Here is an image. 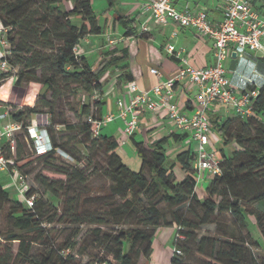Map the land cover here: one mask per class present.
I'll list each match as a JSON object with an SVG mask.
<instances>
[{"label": "trees", "instance_id": "1", "mask_svg": "<svg viewBox=\"0 0 264 264\" xmlns=\"http://www.w3.org/2000/svg\"><path fill=\"white\" fill-rule=\"evenodd\" d=\"M70 2L73 8H68ZM108 2L110 6L113 5L111 0ZM0 20L12 28L9 36L12 54L7 60L12 68L17 69L15 86L24 88L36 83L45 87L44 92L37 96L33 107H13L9 112L10 118L23 123L21 135L24 145L28 147L31 156H34L31 152L32 142L26 140L27 127L31 124L32 117L48 116L47 131L52 150L37 158L44 160L46 166L67 178V181L58 182L44 174L36 177V182L49 194L50 200L59 201L60 206H63L64 212L58 216V210L50 202H43L38 190L30 185L25 168L32 161L22 164L25 159L19 157L20 134L17 136L16 154L12 156L8 153L7 156L14 157L15 165L28 177L30 189L27 194L36 196L35 206L28 209L22 200L15 201L0 184V211L3 215H8L12 227L6 236V241L10 244L0 243V264H75L68 244L60 249L50 247L47 255L41 258L32 257L34 245L46 241L49 234L43 223L48 221L51 224L57 218L60 221L67 218L76 224H106L101 217L84 211L87 199L81 194L70 195L72 184H86L87 176L83 170L74 168V164H68L69 161L67 165L71 166L66 169L58 166V150L73 163L84 165L92 157L99 158L102 154L105 161L104 175L111 183L108 195L111 202L105 205L110 208V216L134 220L141 227L151 228L142 230L137 227L121 231L111 241H105L107 253L98 264H138L141 254L148 261L157 229L174 224L178 227V234L182 236V239L175 242V248L181 254L174 253L171 264H195L185 259L191 257L193 251L208 258L199 264H243L249 251L236 242L202 238L195 249L189 246L191 241H197L193 232L198 226L215 224L217 217L225 212L230 213L237 222L245 223L247 211L255 218L264 243V86L260 87L259 96L254 102L252 118L237 115L222 122L218 118H210L211 128L220 134L224 145L233 144L235 149L230 157L221 155V175L211 178L205 198L201 201L196 193V157L191 150L180 153L177 163L170 164L165 148L169 138L159 140L152 147L135 143L141 167L133 170L118 152V140L102 134L93 137L88 119L102 117L103 103L100 99L87 102L85 97L81 98L76 94L73 87L84 90L86 97L101 95V79L112 66L124 61L128 53L124 50V55L115 56L116 51L108 52L98 68L90 66L83 56L76 55L75 48L83 38L103 32L92 0H0ZM115 23L124 29L126 37L136 35L137 18L119 15ZM126 68L127 65L121 69ZM12 76L11 71L4 73L0 78V85ZM127 79L132 81V77L127 76ZM50 93V99H46L45 96ZM72 93L80 106L82 119L77 124H69L65 119L57 122V117H64L63 114H56L57 103ZM86 152L89 154L88 158L84 157ZM177 164L185 173L182 180H178L174 172ZM186 203H189L187 211H181L179 208ZM197 206L203 211L198 224L189 220L186 214L194 213ZM247 206L252 208L247 210ZM100 235V230H96L95 236ZM15 244L16 253L12 248ZM253 245L259 246L258 242H253ZM65 250L70 251L67 257L62 255Z\"/></svg>", "mask_w": 264, "mask_h": 264}, {"label": "crops", "instance_id": "2", "mask_svg": "<svg viewBox=\"0 0 264 264\" xmlns=\"http://www.w3.org/2000/svg\"><path fill=\"white\" fill-rule=\"evenodd\" d=\"M252 1L257 10L264 15V0ZM111 2L113 5H109V8L106 9V1L100 0L101 6L106 9L104 26L100 23L103 32L97 36L85 37L78 44L79 54L86 58L88 64L93 68H98L108 52L116 51L115 56L124 55V50H127L128 53V57L124 61L112 66L101 79L103 93L92 97V99H100L103 103L102 117L109 113L118 115V100L128 103L125 93L126 86L130 82H135L143 91H150L159 82L175 77L185 66L202 69L213 64L214 47L213 41L209 38L202 37L194 29L181 27L174 22H169L164 26L155 25L148 14H143L140 11L139 0H111ZM92 3L94 5L96 0H92ZM172 3L178 10L189 9L194 14L206 12L214 25H219L223 21L222 2L219 0H172ZM68 8H73L72 2L68 4ZM119 15L137 18L136 35L129 37L124 35V29L115 23V19ZM143 24H148L150 31L141 35L140 30ZM172 44L178 50L184 51L182 56L186 63L168 53L167 48ZM1 59L2 49L0 47V61ZM92 62H95L94 65ZM126 65L127 68L122 70L121 68ZM226 67L232 86H242L244 82L258 87L264 86V59L254 53L248 51L243 58H240L232 52L226 62ZM152 69H158L162 76L154 75L151 72ZM127 76L132 77V81H128ZM15 82V78L8 77L0 85V116L5 112L6 106L9 110L13 107H33L36 102L41 90L40 84L31 83L24 88H17ZM176 96L180 110L192 114L198 101L196 87L188 81L180 83L176 87ZM138 113L139 130L130 139L123 138L125 122L120 117L103 126L101 134L115 138L125 150L130 144L134 151H136L135 143L152 147L159 140L169 138L165 148L170 164L177 163V156L188 150H191L196 157L197 142L192 141L188 136L185 137V134L176 128L175 123L168 118L166 110L156 113L139 110ZM208 113L211 119L218 118L219 122L237 116L232 109L221 105L213 106ZM31 121L43 125L48 121V116H34ZM5 122L0 120V125ZM209 149L230 157L235 146L233 144L224 145L220 134L211 128ZM135 158H137L136 155ZM174 172L178 180L185 177V173L178 164L175 166ZM4 173H7L8 182L2 184L3 188L8 192L15 191L19 196L10 174ZM197 180L196 193L203 201L211 177L204 173ZM200 188L203 196L199 193ZM177 235L176 224L159 227L154 236L148 264H171Z\"/></svg>", "mask_w": 264, "mask_h": 264}, {"label": "built area", "instance_id": "3", "mask_svg": "<svg viewBox=\"0 0 264 264\" xmlns=\"http://www.w3.org/2000/svg\"><path fill=\"white\" fill-rule=\"evenodd\" d=\"M219 1L222 2L224 17L219 25H214L206 12L194 14L189 9L178 10L172 0H139L140 11L148 14L155 25L164 26L174 22L181 27L194 29L200 36L212 40L214 62L202 69L185 66L175 77L159 82L150 91L141 90L135 82L128 83L125 93L128 103L118 100V115L109 113L100 119H88L93 137L101 134L103 126L120 117L125 122L123 138L128 139L139 130V110L148 113L166 110L168 118L175 123L176 128L197 142L194 164L197 178L200 179L204 173L211 178L221 175L219 163L222 156L219 152L209 149L211 126L208 112L213 106L221 105L232 109L240 117L249 119L254 116L253 105L259 96L260 87L248 82H244L242 86H232L226 62L232 52L243 58L249 51L264 59V15L257 10L252 0ZM149 31L150 26L143 24L140 34ZM11 32L12 28L0 20V78L4 73L11 71L12 77L16 79L17 69L12 68L7 60L12 54L9 40ZM167 51L186 63L182 56L183 50H178L172 44L168 46ZM75 53L80 56L78 45ZM151 72L157 77L162 76L158 69H152ZM185 81L196 87L198 101L192 114L181 111L177 102L176 87ZM5 108V112L0 116V120L6 121L0 125V173L10 174L23 204L28 209H33L36 196L27 194L30 189L28 177L15 165L14 157L7 156L8 153L12 156L16 154L17 136L23 132L24 126L21 122L13 121L10 118V110L7 106ZM48 126L49 120L43 125L31 122L27 127L26 140L32 142L31 152L36 156L52 150ZM57 153L63 155L60 150ZM177 239H182V236L178 234ZM69 253V250H65L62 255L67 257ZM174 253L180 255L181 251L175 248Z\"/></svg>", "mask_w": 264, "mask_h": 264}, {"label": "rangeland", "instance_id": "4", "mask_svg": "<svg viewBox=\"0 0 264 264\" xmlns=\"http://www.w3.org/2000/svg\"><path fill=\"white\" fill-rule=\"evenodd\" d=\"M106 1V9L109 8L108 1ZM94 11L102 25L105 24V8L100 4V0H96V3L93 5ZM95 62H92L94 65ZM76 90V94L79 97H85L86 101L93 102V99L87 95L85 96L84 90L80 87H73ZM45 90V87L41 85V90L38 95L42 94ZM51 93L45 96L46 99H50ZM56 114H63L64 117L56 119L57 122L61 120H66L69 124H77L80 117V106L74 100L73 93L70 96L63 97L57 103ZM86 119L84 118V122ZM65 132V131H64ZM63 132V133H64ZM65 134V133H64ZM130 139V138H128ZM19 144V157L23 160L22 164H26L28 161H32L29 166H26V172L29 175L30 185L38 190V194L43 200V202H50L55 209L58 210V216H61L64 212L63 206H60L59 201L50 200L49 194L40 187L36 182V177L39 174H44L56 180L58 182L67 181L66 177L46 166L44 160L38 159L36 155L31 156L28 151V147H25V142L23 135H19L18 138ZM222 147V146H221ZM119 153L124 159V162L131 167L133 170H139L141 167V159L137 155L136 151L132 149V146L129 144L125 148L120 144ZM84 157L88 158L89 154L84 153ZM60 159H57L56 164L61 168L66 169L71 165H67V161L74 164V168H79L87 176L86 184H78L77 182L72 184V190L70 195L75 196L81 194L83 198L87 199V204L84 211L88 214L91 213L97 217H101L105 220V225H90V224H76L73 221L63 218L62 221L57 218L53 223L49 224L48 221L43 223V226L49 231L46 241L35 244L32 250L33 258H41L47 255V252L50 247L60 249L64 244H68L71 247V255L73 256V263L75 264H98V262L105 258L106 256V246L105 241H111L117 234L121 231L130 230L132 228H141L142 230H151V228L141 227L137 225L134 220H122L120 218L110 216V208L105 205L111 202L109 195L110 181L104 175V157L102 154L99 155V158L92 157L88 162L84 164L73 163L68 160L64 155L58 154ZM135 155L137 158H135ZM64 157V160L61 158ZM84 161V159L82 160ZM66 162V164H65ZM148 175V174H147ZM8 182L7 173H0V184H5ZM210 182H208V185ZM205 192V191H204ZM11 196L15 201H21L22 198L17 196L15 191H10ZM199 193L203 196L202 189H199ZM206 195V193H204ZM189 203L182 205L179 209L186 212L188 209ZM252 207L247 206V210H250ZM6 212L8 208L5 209ZM187 217L193 223L199 221V217L202 216L203 211L200 206L195 208L194 213L187 212ZM246 222L240 223L234 220L230 213H223L216 219L215 224L209 225H200L193 232L197 236V241H191V248L195 249V246L202 238H215L220 240H229L241 244L249 251V256L243 262V264H262L264 260V243L263 238L256 227L255 218L250 216L246 211ZM122 221V222H121ZM12 230L9 217L7 214H4L0 211V243L2 245H9L10 243L6 241V236L8 232ZM100 230V237L95 236V231ZM101 241H103L101 243ZM253 242H258L259 246L253 245ZM75 245H72V244ZM13 251L17 252V244L12 246ZM137 250V249H136ZM142 251V248H141ZM111 259V257H110ZM188 262L191 263H202L203 260H208L204 255L193 251L191 257H186ZM138 264H148L146 258L141 254L139 256Z\"/></svg>", "mask_w": 264, "mask_h": 264}]
</instances>
